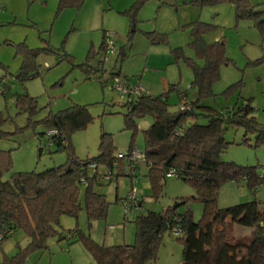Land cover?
I'll return each mask as SVG.
<instances>
[{
  "label": "rangeland",
  "instance_id": "374dc122",
  "mask_svg": "<svg viewBox=\"0 0 264 264\" xmlns=\"http://www.w3.org/2000/svg\"><path fill=\"white\" fill-rule=\"evenodd\" d=\"M136 1L82 0L79 7L59 8L61 0H0V130L9 134L0 140V151L9 152L11 159L10 172L4 173L3 180L11 173H40L69 162L66 151L48 148L46 135L39 140V134L46 132L36 124L49 112L57 113L75 105L86 107L93 121L71 136L73 161L96 158L102 134L112 136L114 156L127 153L131 140L132 147L142 152V131L152 118L137 119L136 133L124 128L127 98H122L115 87L125 83V74L143 95L158 96L176 85L177 89L187 91L189 98L196 97L187 59L201 67L204 61L197 56L194 46V24L208 26L203 30L202 43L222 41L225 46L227 61L220 67L219 79L212 86L214 98L206 100L207 104L226 110L249 102L257 124L264 128V42L258 28L263 17L237 20L234 7L228 3L200 7L194 0H145L142 5H133ZM249 3L264 12V0ZM149 32L165 34L166 43H151L145 34ZM106 36L114 44L113 53L100 52V42ZM24 47L47 48L50 52L35 57L36 74L19 80ZM120 48L128 58H119ZM112 72L121 74L113 77ZM21 94L36 99V114L18 112L15 100ZM167 102L169 112H176V92L169 94ZM223 136L229 146L220 161L255 166L260 175L264 174V144H256V133L227 125ZM137 164L133 178L125 167H114L116 179L100 187L109 203L105 219L90 221L84 206L76 218L63 216L55 229L66 238L58 241L57 236L51 237L46 249L26 254V264H94L78 240H69L70 231H78L106 247L134 244L133 222L137 216L160 212L177 199L195 196V190L176 177L161 181V189L154 194L146 166ZM245 183L241 180L223 184L218 191L217 207L224 209L253 200L264 205V185L253 193ZM131 186L140 206L125 213L120 199L126 198ZM187 206L193 220L199 221L202 204L188 200ZM184 210L183 206L178 208L180 213ZM248 232L249 229L237 226L234 234L249 235ZM176 235L173 231L165 233L155 261L147 264H181L182 244ZM27 241L19 230L1 242L0 264L23 251Z\"/></svg>",
  "mask_w": 264,
  "mask_h": 264
},
{
  "label": "trees",
  "instance_id": "16d2710c",
  "mask_svg": "<svg viewBox=\"0 0 264 264\" xmlns=\"http://www.w3.org/2000/svg\"><path fill=\"white\" fill-rule=\"evenodd\" d=\"M144 1L138 0L136 5H142ZM81 2L61 0L59 8L77 7ZM194 3L200 7L231 4L237 20L264 18V12L257 11L249 0H194ZM192 27L197 56L204 61L201 67L187 59L196 97L185 103L186 95L178 92L176 85L156 97L143 95L134 102L126 103L124 128L136 133L137 119L145 116L152 118L149 128L142 131V154L148 168L146 176L154 194L161 189L165 174L173 169L176 178L195 190V196L177 199L172 206L160 212L137 216L133 222L136 231L134 244L106 247L78 234V231H70L69 240H78L94 264L154 262L162 236L172 231L182 244L181 264H264V205L253 200L220 209L216 204L218 191L225 183L244 180L253 193L264 185V174L260 175L257 167L220 161L221 154L229 146L223 136L225 126L241 127L246 133H256V144H264V128L257 124L249 102L226 110H217L207 104L206 100L214 98L212 86L219 79L220 67L227 61L225 46L222 41L211 45L202 43L203 30L208 26L194 24ZM258 28L264 42V20ZM147 35L153 44L166 43L165 34ZM42 52L50 51L47 48L28 50L24 47V60L17 76L19 80L36 74L35 57ZM171 92H176L178 104H183L185 110L182 111L180 106L176 112H169L167 100ZM15 104L19 113L32 116L38 112L36 99L29 95H16ZM176 113H180L177 119ZM92 121L86 107L75 105L57 113L49 112L36 124L44 127L46 134L56 131L52 147L57 151H66L69 159L66 165L40 173H11L7 180H3L4 173L10 172L11 159L9 152L0 151V245L19 230L28 240L23 251L5 259L3 264H26V254L46 249L47 240L51 237L57 236L58 241L65 239L55 228L63 216L76 218L82 206L90 221L105 219L109 203L106 196L97 190L102 183L88 171L87 165L112 168L111 164L117 159V155L112 153V136L102 134L98 156L86 161H73L69 142L74 133L86 129ZM46 134H39V140ZM8 136L0 130V140ZM132 148L131 140L129 151ZM81 188L84 190L80 191ZM188 200L202 204L199 221L193 220ZM180 206L185 207L183 213L178 212ZM237 226L251 232L236 236Z\"/></svg>",
  "mask_w": 264,
  "mask_h": 264
},
{
  "label": "built area",
  "instance_id": "2783aa9c",
  "mask_svg": "<svg viewBox=\"0 0 264 264\" xmlns=\"http://www.w3.org/2000/svg\"><path fill=\"white\" fill-rule=\"evenodd\" d=\"M103 46H104V50L106 51H111L112 53L115 52L114 49V44L112 42V40L110 39V37L106 36L105 41H103ZM98 69V68H97ZM118 86H116V91H119L121 93V97L127 98V102H134L135 100H137L138 98H140L141 96H143L142 91L138 89V87L135 86H128L127 83H117ZM133 95H134V99H133ZM145 96V95H144ZM182 111L185 110L186 108L184 106H181L180 108ZM56 131H50L46 134L47 136V142L49 147H52L53 145V141H52V137L54 135H56ZM123 161L125 163V165H127V169L129 170V177L133 178V176L135 175L137 168H138V164L139 162H141V164H144L147 168V165L145 164V159H144V155L142 154V152H138V150L134 149L133 151H130V153H118L117 154V159L113 162L112 168H108L106 166L103 165H97V164H89L88 166V171L92 174L97 176L96 178H98V180L100 182H110L113 179V169L114 167H117V164L119 162ZM176 172L173 169H170L166 174H165V178H172V177H176ZM131 182V181H130ZM132 183V182H131ZM138 200L139 198L137 197L136 194V190L132 188H130L129 193L127 194L126 198L124 200H122V206L124 207L125 213L128 212H133V209L135 207H137L138 204Z\"/></svg>",
  "mask_w": 264,
  "mask_h": 264
},
{
  "label": "crops",
  "instance_id": "0c3cea01",
  "mask_svg": "<svg viewBox=\"0 0 264 264\" xmlns=\"http://www.w3.org/2000/svg\"><path fill=\"white\" fill-rule=\"evenodd\" d=\"M138 1V0H137ZM137 1L133 4V5H136V3H137ZM81 5V4H80ZM77 7H79V6H77ZM132 8V10H133V6L131 7ZM132 23H133V21H132ZM133 29H132V31L130 32V35H133ZM149 33H151V32H149ZM149 33H145L146 35L147 34H149ZM160 34V33H159ZM103 37V36H102ZM148 37V36H147ZM149 39V38H148ZM150 40V39H149ZM219 42V41H218ZM101 44H100V52L101 51H103L104 50V46L102 47V41L100 42ZM152 43V42H151ZM162 44V43H161ZM92 49L94 50V47H92ZM123 57V59L124 58H128V56L126 55V54H124V49H122V48H120V51H119V58H122ZM100 63V62H99ZM100 65H101V63H100ZM97 67L98 66H96L95 68L97 69ZM95 68H94V70L93 71H96L95 70ZM120 74H121V72H112L111 73V75L114 77V76H120ZM123 77H124V80H125V83H127V85L128 86H133L131 83H130V79H128V76H125V74H123ZM172 86V85H171ZM178 92H181V94H183V95H186V98H184V102L186 103L187 102V100H192V99H194V98H189V96H188V92L187 91H183V90H179L178 89ZM161 95V94H160ZM149 96H152V95H150L149 94ZM159 96V95H158ZM153 97H156V96H153ZM180 106H183V104H181V105H179L178 104V106H177V109L180 107ZM148 123H146L145 125V129L144 130H146V129H148L149 127L148 126H150L151 124H152V122L150 123V124H148ZM143 130V131H144ZM48 140V139H47ZM48 144V143H47ZM48 148H51V147H49L48 146ZM134 150V147L130 150V151H133ZM137 150V149H136ZM130 151L129 152H127V153H130ZM122 161L121 162H119L118 164H117V167L118 166H120V168L121 167H125L126 169H127V165H125V163L123 162L122 164ZM138 169V168H137ZM147 170H148V168H147ZM114 174V173H113ZM115 177V178H114ZM114 179H116V176H113V179L110 181V182H106V183H104V182H101L102 183V185L101 186H103L104 184H110ZM132 184V183H131ZM133 186H131V188H132ZM100 189V187L97 189V190H99ZM99 192H100V190H99ZM101 193V192H100ZM129 193V192H128ZM102 194V193H101ZM105 195V194H104ZM121 200H123V198L122 199H120V201ZM140 200V199H139ZM139 200H138V204H137V207H139L140 206V203H139ZM249 232H251V230H249ZM248 232V233H249Z\"/></svg>",
  "mask_w": 264,
  "mask_h": 264
},
{
  "label": "water",
  "instance_id": "95a60500",
  "mask_svg": "<svg viewBox=\"0 0 264 264\" xmlns=\"http://www.w3.org/2000/svg\"><path fill=\"white\" fill-rule=\"evenodd\" d=\"M180 116V113H176L175 119H177ZM39 154H41V150L39 151Z\"/></svg>",
  "mask_w": 264,
  "mask_h": 264
}]
</instances>
